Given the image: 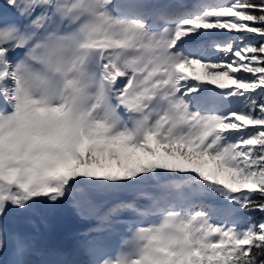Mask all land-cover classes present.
<instances>
[{
	"label": "snow or ice",
	"instance_id": "obj_1",
	"mask_svg": "<svg viewBox=\"0 0 264 264\" xmlns=\"http://www.w3.org/2000/svg\"><path fill=\"white\" fill-rule=\"evenodd\" d=\"M0 264H264V0H0Z\"/></svg>",
	"mask_w": 264,
	"mask_h": 264
},
{
	"label": "bare ground",
	"instance_id": "obj_2",
	"mask_svg": "<svg viewBox=\"0 0 264 264\" xmlns=\"http://www.w3.org/2000/svg\"><path fill=\"white\" fill-rule=\"evenodd\" d=\"M156 2H165V0H156ZM37 225L39 231L36 232L33 229L31 232L36 235L38 246L43 250H56L57 247H52L48 244V241L49 238L59 230L67 231V235L63 240V243L65 241L67 244L64 245L68 247L72 245V247H75V236L89 227L87 221L81 220L74 210L67 206L57 208L47 213L45 222H41L37 219ZM65 249H67V247H65ZM69 249L70 248H68L66 252L70 253L72 251V249Z\"/></svg>",
	"mask_w": 264,
	"mask_h": 264
},
{
	"label": "water",
	"instance_id": "obj_3",
	"mask_svg": "<svg viewBox=\"0 0 264 264\" xmlns=\"http://www.w3.org/2000/svg\"><path fill=\"white\" fill-rule=\"evenodd\" d=\"M66 232L65 231H59L56 232L54 235V241L56 244H60V242L62 241V238L65 236Z\"/></svg>",
	"mask_w": 264,
	"mask_h": 264
},
{
	"label": "rangeland",
	"instance_id": "obj_4",
	"mask_svg": "<svg viewBox=\"0 0 264 264\" xmlns=\"http://www.w3.org/2000/svg\"><path fill=\"white\" fill-rule=\"evenodd\" d=\"M212 87H214V85H212ZM70 214V213H69ZM26 226V227H25ZM21 227H23L25 230L31 232L33 230L32 226L30 224H26V223H21ZM28 228V229H27ZM49 243L52 244L51 239H49ZM67 244V243H65Z\"/></svg>",
	"mask_w": 264,
	"mask_h": 264
}]
</instances>
